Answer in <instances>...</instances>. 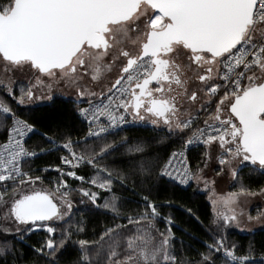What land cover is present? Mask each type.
<instances>
[{
  "label": "snow or ice",
  "instance_id": "obj_1",
  "mask_svg": "<svg viewBox=\"0 0 264 264\" xmlns=\"http://www.w3.org/2000/svg\"><path fill=\"white\" fill-rule=\"evenodd\" d=\"M0 65L26 78L19 82V97L11 87L6 94L29 112L24 118L0 100L5 114L0 129L11 121L7 139L0 143V205H10L2 219L16 224L15 231L0 227L4 264L7 255L14 256L9 237L22 241L37 228L48 236L31 247L49 264H59L57 253L69 245H78L80 257L74 264H99L101 257L104 264H183L173 255V221L165 217V232L155 229L159 205L148 197H143L145 211L122 217L127 224L106 227L97 240L72 239L84 232L82 217L76 226L61 229L58 224L71 221L78 211L65 176L112 192L114 177L98 161L126 142L107 138L130 123L128 116L131 122L166 126L169 135L181 139L180 148L161 166V178L181 185L195 180L208 188L215 183L205 175L210 162L219 167L216 175L228 171L234 179L249 165L264 172V0H0ZM189 82L195 85L191 90ZM61 86L73 89V111L87 126L83 136L71 135L78 131L71 123L49 135L30 114L53 101ZM200 111L207 113L202 121ZM37 135L49 147L30 150L27 141ZM90 140L104 143L89 155ZM192 148L203 149L194 169L188 154ZM61 149L68 155L59 159L72 170L57 165L60 180L54 190L25 191L41 177L24 166ZM129 151L143 149L136 145ZM81 164L92 165L96 174L86 181L76 170ZM78 191L81 204L87 198L93 207L120 216L115 193L99 205L100 193L83 187ZM240 193L248 189L241 187ZM236 196L213 200L219 205L213 243H206L208 251L199 253L200 260L188 264H216L213 253H222L228 264H255L250 256H237V245L229 247L223 235L237 223L229 207ZM58 229L59 239L54 235Z\"/></svg>",
  "mask_w": 264,
  "mask_h": 264
},
{
  "label": "trees",
  "instance_id": "obj_2",
  "mask_svg": "<svg viewBox=\"0 0 264 264\" xmlns=\"http://www.w3.org/2000/svg\"><path fill=\"white\" fill-rule=\"evenodd\" d=\"M20 86V83L17 82L11 87L16 97L20 95ZM7 87L10 86L0 84V100H3L18 114L22 113L24 118H28V110L19 108L16 101L6 94ZM71 100L72 97L55 94L53 101L43 103L42 107L34 109L30 114L33 119L42 121L38 127L41 131L48 132L49 135H54L57 132V126L63 128L71 123L75 129H78V131H72L71 135L73 137L83 136L86 132V125L77 119ZM3 115L0 112V116ZM193 115H197V113H193ZM198 115L207 118V113L204 111H200ZM9 125L10 120L0 129V143L5 139ZM121 140H126V142L98 161V166L107 169L114 177L112 192L99 189L72 177H64L70 186V196L78 211L73 214L71 221L58 222L61 229L68 228L69 225L76 226L82 217L84 232L79 235L74 234L72 239L97 240L106 227L127 224V220L122 217L139 215L145 211L146 204L143 197H148L149 201L159 205L160 218L153 221L155 229L165 232L168 227L165 217H170L173 221V255L177 257V261L188 264L189 261L200 260L199 253L208 251L206 243H213L212 233L217 231V226L213 224L215 216L209 199V191H202L195 183L184 188L158 176L160 168L170 152L181 146V139L176 135H169L167 128L157 126L153 128L149 126L127 127L117 135L107 138V142H120ZM57 142L62 141L57 137ZM103 143L104 141L90 140L88 154L99 152ZM136 145H140L143 151H129ZM28 146L36 151L42 147H49L47 142L38 135L32 136L28 140ZM202 151V148H193L189 152L193 169ZM61 154L62 149L41 154L24 166L26 170L29 167L33 170L31 175L41 177V180L35 184L54 190L56 183L60 180V174L56 172V168L57 165H60ZM245 163L248 164V162ZM141 165H143V171ZM76 170L78 175L85 176L86 181L96 174L92 165H84ZM101 176H106V173L101 172ZM81 187L90 188L91 191L100 193L97 200L99 205H103L105 200L115 193L120 198L117 201L120 216H116L111 209L93 207L90 202H87V198H84L86 204H81L82 194L78 191ZM241 187L247 188L250 193L261 192L264 189V172L259 171L256 166L242 167L238 178H235L229 185V190L240 192ZM8 188L10 192L12 185H9ZM3 190L0 187V191ZM189 209L191 212L188 211ZM262 211V206L259 205L252 210V213L260 215ZM3 224L2 205H0V227H3ZM129 228H131L130 225ZM61 229H58V232L54 234L57 239H59ZM128 234L130 233H125V235ZM223 235L226 237L229 247L232 244L237 245L235 250L237 256H250L255 264L264 262V228L244 233L232 225L225 229ZM47 236L48 233L44 228H37L31 233L25 234L22 241L10 236L9 243L13 246L14 256L7 255L8 264H49L48 259L37 255L31 247L32 245L39 246ZM250 245L251 251H249ZM213 256L216 264H228L227 258L222 253H213ZM79 257L78 245H69L57 253L56 259L59 264H74ZM0 264H4V257H0ZM99 264H104L103 257L99 258ZM232 264H238V262H232Z\"/></svg>",
  "mask_w": 264,
  "mask_h": 264
},
{
  "label": "rangeland",
  "instance_id": "obj_3",
  "mask_svg": "<svg viewBox=\"0 0 264 264\" xmlns=\"http://www.w3.org/2000/svg\"><path fill=\"white\" fill-rule=\"evenodd\" d=\"M109 76L108 79H111L112 81L115 80V76H111V77ZM25 79L26 78L21 76V74L15 69H13L12 71H5L3 65H0V84L12 87L17 82H20L21 80H25ZM173 87H175V85ZM193 87H195V85L189 82L188 88L191 90ZM93 90L99 91V87L96 84H93ZM60 91L66 93L67 94L66 96L72 97L73 89L65 88L61 86V89L54 90L55 94H60ZM196 106L199 107V104L197 103ZM181 110L183 111V109ZM162 127H166V126L162 125ZM218 171H219V167H217L214 163L210 162V167L205 169V175L209 180H213L215 183L210 184L208 188H205L203 182H200L199 184L196 182V185L202 191H209V199L212 203L214 216L216 210L219 209V205L214 206L213 200H219V198L221 197H227L229 194L235 193L237 194L236 199L229 206L237 216V223L233 224L234 227L238 231L244 233L264 228V192L261 191L254 194L248 192L245 194H241L238 191H230L229 185H231V183L234 181V178L231 176V173L228 171L220 172L219 175H216V172ZM32 188H35L36 190H44V191L51 190L39 184H34L26 188L25 191H31ZM259 205L262 206V210H263L262 213L260 215H253L252 210ZM9 207L10 205L7 204L2 205V217L4 212L8 211ZM249 217H251V219H249ZM2 221L4 223L3 227H8L11 228L13 231H15L16 224L14 223L13 220L2 219ZM156 234L157 233L153 231V235Z\"/></svg>",
  "mask_w": 264,
  "mask_h": 264
},
{
  "label": "built area",
  "instance_id": "obj_4",
  "mask_svg": "<svg viewBox=\"0 0 264 264\" xmlns=\"http://www.w3.org/2000/svg\"><path fill=\"white\" fill-rule=\"evenodd\" d=\"M4 115H5V114H4ZM200 118H201V121H202L205 117H204L203 115H201ZM128 120L130 121V123L127 124L126 126H124L123 128L134 127V126H142V127H146V126H148V124H147L145 121L131 122V121H132V117H131V116H128ZM10 124H11V121H10ZM9 126H10V125H9ZM86 132H87V126H86ZM86 132H85V133H86ZM84 135H85V134H84ZM7 136H8V129H7V135H6L5 139H4L1 143H3V142L6 141ZM27 144H28V141H27ZM179 148H180V147H179ZM179 148H176L175 150H177V149H179ZM192 149H193V148H192ZM192 149H191V150H192ZM30 150H34V149L30 148ZM175 150H173V151H175ZM35 151H36V150H35ZM173 151H172V152H173ZM172 152H171V153H172ZM171 153H170V154H171ZM170 154H169V155H170ZM188 154H189V153H188ZM61 155H68V153L62 150V154H61ZM169 155H168V157H169ZM168 157L166 158L165 161H167ZM165 161H164V162H165ZM82 166H84V165L81 164V165L78 167V169L81 168ZM60 167L63 168L65 171H66V170H72L70 167H68V166H66V165H63L61 160H60ZM25 170H26V169H25ZM56 172L60 174V172L57 170V168H56ZM165 179H167V180H169V181H171V182H173V183H175V184H177V185H180V186H182V187H184V188H187V187L191 186V185L194 183V180H193V181H190V182H189V185H181V184H179L178 182L172 181V180H170V179H168V178H165ZM9 185H11V184H9ZM9 185H8V187H9ZM0 187H2V186H0ZM2 188H3V187H2Z\"/></svg>",
  "mask_w": 264,
  "mask_h": 264
},
{
  "label": "crops",
  "instance_id": "obj_5",
  "mask_svg": "<svg viewBox=\"0 0 264 264\" xmlns=\"http://www.w3.org/2000/svg\"><path fill=\"white\" fill-rule=\"evenodd\" d=\"M149 127L153 128L154 126H157V127H162V125H152L149 121H145ZM162 128H167V127H162ZM195 184H196V181L194 180ZM42 186V185H41ZM39 223V222H38Z\"/></svg>",
  "mask_w": 264,
  "mask_h": 264
},
{
  "label": "flooded vegetation",
  "instance_id": "obj_6",
  "mask_svg": "<svg viewBox=\"0 0 264 264\" xmlns=\"http://www.w3.org/2000/svg\"><path fill=\"white\" fill-rule=\"evenodd\" d=\"M190 75H191V73H189ZM109 76V75H108ZM109 77H111V75L109 76ZM157 85H156V83L155 82H153V84L151 85V87H156ZM187 87H188V85H187ZM200 95V94H199Z\"/></svg>",
  "mask_w": 264,
  "mask_h": 264
},
{
  "label": "bare ground",
  "instance_id": "obj_7",
  "mask_svg": "<svg viewBox=\"0 0 264 264\" xmlns=\"http://www.w3.org/2000/svg\"><path fill=\"white\" fill-rule=\"evenodd\" d=\"M171 152H172V151H171ZM171 152H170V153H171Z\"/></svg>",
  "mask_w": 264,
  "mask_h": 264
}]
</instances>
